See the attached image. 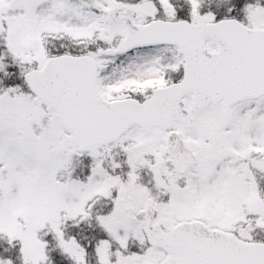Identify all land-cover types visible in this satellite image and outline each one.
I'll list each match as a JSON object with an SVG mask.
<instances>
[{
  "label": "snow or ice",
  "instance_id": "1",
  "mask_svg": "<svg viewBox=\"0 0 264 264\" xmlns=\"http://www.w3.org/2000/svg\"><path fill=\"white\" fill-rule=\"evenodd\" d=\"M0 264H264V0H0Z\"/></svg>",
  "mask_w": 264,
  "mask_h": 264
}]
</instances>
